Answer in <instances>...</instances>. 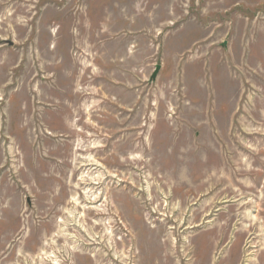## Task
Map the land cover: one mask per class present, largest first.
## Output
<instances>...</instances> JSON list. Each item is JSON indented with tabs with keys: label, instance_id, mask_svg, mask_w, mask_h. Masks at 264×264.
<instances>
[{
	"label": "rangeland",
	"instance_id": "obj_1",
	"mask_svg": "<svg viewBox=\"0 0 264 264\" xmlns=\"http://www.w3.org/2000/svg\"><path fill=\"white\" fill-rule=\"evenodd\" d=\"M0 264H264V0H0Z\"/></svg>",
	"mask_w": 264,
	"mask_h": 264
},
{
	"label": "water",
	"instance_id": "obj_2",
	"mask_svg": "<svg viewBox=\"0 0 264 264\" xmlns=\"http://www.w3.org/2000/svg\"><path fill=\"white\" fill-rule=\"evenodd\" d=\"M159 68H160V65L157 66L156 71H155L154 74H153V77H154V78H155V76L157 75Z\"/></svg>",
	"mask_w": 264,
	"mask_h": 264
}]
</instances>
